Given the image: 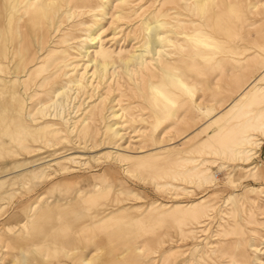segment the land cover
Masks as SVG:
<instances>
[{"label": "rangeland", "instance_id": "374dc122", "mask_svg": "<svg viewBox=\"0 0 264 264\" xmlns=\"http://www.w3.org/2000/svg\"><path fill=\"white\" fill-rule=\"evenodd\" d=\"M49 1L0 73V264H264V0Z\"/></svg>", "mask_w": 264, "mask_h": 264}, {"label": "bare ground", "instance_id": "6f19581e", "mask_svg": "<svg viewBox=\"0 0 264 264\" xmlns=\"http://www.w3.org/2000/svg\"><path fill=\"white\" fill-rule=\"evenodd\" d=\"M120 1V0H118ZM179 1V0H178ZM53 3H56L57 0L52 1ZM43 3L44 5H40ZM51 1L49 0H0V73L3 72V69L5 68L4 60H7V57L10 55L11 59L14 58H20V61L23 63H29L31 59V53L27 48H24L25 45H22L26 42L25 36H24V29L27 28V25L29 23V18L33 16L36 13H45L48 8H50ZM161 5V4H160ZM101 10V9H99ZM140 10V9H139ZM143 22V21H142ZM112 24V23H111ZM155 24V23H154ZM179 24V23H178ZM69 25V24H68ZM154 26V25H153ZM148 27V26H147ZM164 28L166 27V24L160 23L157 26L148 28L149 32H152L157 28ZM184 28V26H183ZM70 29V28H69ZM116 31V30H115ZM8 34H10L11 38H7ZM154 34V33H153ZM88 38V37H87ZM150 44H153L154 42H160L164 40L163 37H160L158 34H154L150 36ZM204 40V39H202ZM9 42L10 46L6 49L4 45L5 42ZM200 41V40H199ZM180 42V41H179ZM202 42V41H200ZM45 41L43 40L41 43V46H44ZM90 43V42H89ZM205 44V43H204ZM208 44V43H207ZM206 45V44H205ZM101 46V45H100ZM179 47V46H178ZM99 48V47H98ZM102 48V47H101ZM47 49V48H46ZM140 50V49H139ZM98 51V50H97ZM176 51V50H175ZM93 52V51H92ZM112 53V51H110ZM109 51L103 49L101 51L102 53V59H110ZM117 53V52H116ZM143 53V52H142ZM96 55V53H95ZM81 56V55H80ZM114 56V55H113ZM35 57V56H34ZM105 59V60H107ZM104 60V61H105ZM108 61V60H107ZM19 62V61H18ZM151 62V61H150ZM20 63V62H19ZM18 63V64H19ZM125 64L128 63V61L124 62ZM22 64V63H21ZM20 64V65H21ZM143 65V64H142ZM99 66H105V64L100 63ZM17 68V67H16ZM103 68V67H102ZM131 68V67H130ZM176 71V70H175ZM224 71V70H223ZM20 72V71H18ZM174 72V70H173ZM176 73V72H175ZM115 75V74H114ZM177 84L180 85L184 90H186L189 93L188 87H186L185 82L183 81L182 76H175L171 77ZM107 83V82H106ZM254 83V82H253ZM2 85H7L8 82H1ZM174 86V85H173ZM6 87V86H5ZM250 85L245 88L244 91H248ZM177 88V87H176ZM156 93L162 98L159 92L156 91ZM5 94V93H4ZM11 96H13L10 92H8ZM242 94V93H241ZM169 95V94H168ZM167 95V96H168ZM253 95V94H252ZM245 96V95H243ZM169 97V96H168ZM171 98V97H169ZM167 99V98H166ZM239 99V98H238ZM171 100V99H170ZM174 100V99H173ZM241 100V99H240ZM168 102V101H167ZM196 106V104H194ZM231 107V105H230ZM242 107V106H241ZM232 109V108H230ZM229 110V109H228ZM242 116V115H241ZM248 123V122H247ZM118 124V123H117ZM249 125V124H248ZM251 126V125H250ZM262 126V125H261ZM260 126V127H261ZM122 127V125H121ZM263 127V126H262ZM109 129V127H107ZM247 128V127H246ZM115 130V129H114ZM113 130V131H114ZM111 131V130H110ZM109 133H112L110 132ZM117 134V133H116ZM115 135V134H114ZM231 135V134H230ZM234 137V136H233ZM232 137V138H233ZM242 141V140H241ZM246 143H248V138L243 139ZM229 143V142H228ZM250 143V142H249ZM223 144V143H222ZM231 144V143H230ZM206 146V145H205ZM225 147V146H224ZM227 147V146H226ZM247 153V152H245ZM51 161V160H50ZM49 161V163H50ZM82 164V163H81ZM194 176V175H193ZM207 181L210 180V177L206 179ZM180 218V217H179ZM178 218V220H179ZM225 233V232H224ZM55 235H50V244L52 246L57 245V240L54 237ZM184 240V239H183ZM195 240V239H194ZM74 242V239L72 240ZM19 251L15 254V257L17 259H22V264H41V261H39L41 255L38 252V250L32 248L29 244L24 246H19ZM59 250H62L58 246ZM57 249V250H58ZM61 252V251H60ZM67 256V255H64ZM202 259V258H201ZM168 258L164 257L161 264H167Z\"/></svg>", "mask_w": 264, "mask_h": 264}]
</instances>
